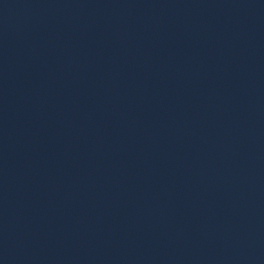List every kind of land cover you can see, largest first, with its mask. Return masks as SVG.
<instances>
[{
  "label": "water",
  "instance_id": "1",
  "mask_svg": "<svg viewBox=\"0 0 264 264\" xmlns=\"http://www.w3.org/2000/svg\"><path fill=\"white\" fill-rule=\"evenodd\" d=\"M0 264H264V0H0Z\"/></svg>",
  "mask_w": 264,
  "mask_h": 264
}]
</instances>
